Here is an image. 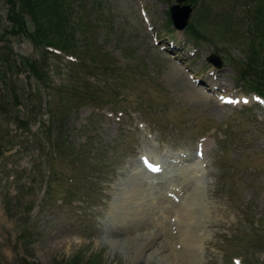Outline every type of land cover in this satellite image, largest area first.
<instances>
[{
    "label": "rangeland",
    "instance_id": "rangeland-1",
    "mask_svg": "<svg viewBox=\"0 0 264 264\" xmlns=\"http://www.w3.org/2000/svg\"><path fill=\"white\" fill-rule=\"evenodd\" d=\"M10 1L20 3L0 0V264H264V0H46L45 35L64 50L39 62ZM176 4L192 9L183 30ZM157 158L173 169L125 224L133 169ZM196 160L200 172L181 175ZM188 202L198 222H158L157 206ZM188 228L197 237L185 249Z\"/></svg>",
    "mask_w": 264,
    "mask_h": 264
},
{
    "label": "bare ground",
    "instance_id": "bare-ground-1",
    "mask_svg": "<svg viewBox=\"0 0 264 264\" xmlns=\"http://www.w3.org/2000/svg\"><path fill=\"white\" fill-rule=\"evenodd\" d=\"M172 156H175V154H173ZM157 161H158L159 165L156 163H154L153 165L160 166L161 171L165 170L167 173H169L171 171V169H173V167L170 166V163L173 161V159L171 161L168 160L170 163L168 161H166V159L163 160V158L162 159L157 158ZM180 161H181V159L179 157H177V162H180ZM199 165H200V162L196 160L194 162H191L190 167H186L185 169H182V167H178V169L181 170V171L179 170L181 175L191 174V176H192L193 174H195V172H200V170L197 169V167ZM168 167H169V170H168ZM137 168H138V171H136ZM161 171H158L160 173L153 174L152 172L149 171V169L145 170L139 165H137V167L135 169H133V172H135V174L137 175V176L136 175L135 176L137 178H136V182H135L133 188L126 192V196H125V200H124V210L125 211L123 212V214H124L123 220H125V224L128 222V219L131 216H133V217L135 216V214L129 213L130 210H134V211L136 210L134 208L135 205H138L140 207L141 204L143 206L145 204H148V205L152 204V203H148V202L145 203V201H143V196H142L143 192L142 191L148 185H151V186L154 185L153 183H155L156 180H158V178H160V176H162V177L164 176L161 174ZM198 179L199 178H197V181H195V183L192 184L191 187L188 188V190L186 191L187 201H189L190 198L192 199V201L197 200L198 192H200V190H201V186H199V184H198L199 183ZM173 185L174 184H171V186H173ZM122 192L125 194V187L123 188ZM190 203L191 202H188V204H185L183 207L181 206L180 203L176 204V207L172 208L170 210H163L164 207L160 208V206L159 207L157 206L156 208H158L160 211L159 215L162 216V219H159L158 222H160L161 225L163 223H165L163 221V219L168 218L169 214H173V216L175 217V221L179 225L181 223L182 224L184 223L187 225V221H191L193 219L195 222H198L200 219L199 216L202 213L198 212V211L196 212L195 208L191 209L192 204H190ZM198 204H200V203L198 202ZM153 209H155V207ZM141 214H143V213H141L140 211L137 213V215H141ZM165 214H166V216H165ZM161 216H159V218ZM192 224L193 223H188V226L191 227ZM155 235L158 236L157 233H155ZM196 237L197 236L195 234L193 235L192 232L190 231V229L188 228L187 231L185 232V234L181 235L179 238H180V241L182 242V244H184V246H185L184 248L189 249V242H194L192 240H194V238L196 240ZM190 244H192V243H190ZM169 264H171V263H169Z\"/></svg>",
    "mask_w": 264,
    "mask_h": 264
},
{
    "label": "trees",
    "instance_id": "trees-1",
    "mask_svg": "<svg viewBox=\"0 0 264 264\" xmlns=\"http://www.w3.org/2000/svg\"><path fill=\"white\" fill-rule=\"evenodd\" d=\"M16 6H18V4L10 1V2H8V7H7L9 9V11H11L15 16L14 17L15 18V28L18 29L20 32L24 33L27 36V38L30 40L32 45L34 46V49L37 51H40V53H41L37 58L29 57L32 62H39V59L43 55L50 53V50L47 49L49 47L55 48V49L61 50V51L64 50L63 47L56 46V45H53L52 43H50L51 40H49L47 38L48 36L45 35L43 22L40 21V17H39V13H42L43 16L47 15L48 11H50L54 7V5L51 6L48 1L46 3V0H20L19 6H18L19 9H16ZM25 15L29 17L30 21L32 22V25L34 26V29L32 31L28 30L26 27L27 21L25 19ZM249 30L252 33H256V27L255 26H252L251 29L249 28ZM191 33L193 36L194 35L193 31H191ZM6 45L7 46L10 45V43L6 42ZM251 57H253V54H249L248 56L246 55L244 57V60L246 61V68L249 71L252 70V71L256 72L255 71V70H257L255 68L256 65L253 63V59ZM32 62H31V66H33ZM8 66H9L8 61H5V60H3L2 62L0 61V72L4 73V75L2 76V79L4 76H7V74L5 73V68H7ZM37 73L38 72H36L35 74H37ZM31 74H32V72L28 71V75H31ZM247 74H250V73H247ZM242 81H244V80H242ZM247 84H249V83L247 82ZM255 89L257 92H259L258 91L259 88L255 87ZM38 114L39 113L35 114L36 118L38 117ZM4 151L5 150H3L2 153H0V154H3Z\"/></svg>",
    "mask_w": 264,
    "mask_h": 264
},
{
    "label": "water",
    "instance_id": "water-1",
    "mask_svg": "<svg viewBox=\"0 0 264 264\" xmlns=\"http://www.w3.org/2000/svg\"><path fill=\"white\" fill-rule=\"evenodd\" d=\"M185 0H178V2H183ZM190 6H179L178 4L172 5L170 7V16L173 21L174 27L181 30L187 25V20L189 18V14L191 12ZM207 61L212 62L215 66L219 67L222 64V60L220 57L216 56V54L211 53L207 57Z\"/></svg>",
    "mask_w": 264,
    "mask_h": 264
},
{
    "label": "snow or ice",
    "instance_id": "snow-or-ice-1",
    "mask_svg": "<svg viewBox=\"0 0 264 264\" xmlns=\"http://www.w3.org/2000/svg\"><path fill=\"white\" fill-rule=\"evenodd\" d=\"M245 102H247V101H245Z\"/></svg>",
    "mask_w": 264,
    "mask_h": 264
}]
</instances>
